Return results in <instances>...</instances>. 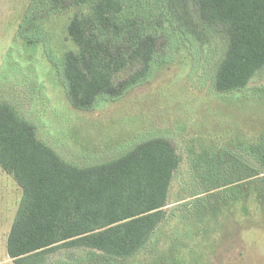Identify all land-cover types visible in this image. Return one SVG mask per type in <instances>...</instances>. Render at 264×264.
Listing matches in <instances>:
<instances>
[{"label":"trees","instance_id":"obj_1","mask_svg":"<svg viewBox=\"0 0 264 264\" xmlns=\"http://www.w3.org/2000/svg\"><path fill=\"white\" fill-rule=\"evenodd\" d=\"M62 13L68 15L67 46L55 65L79 111L147 85L181 51L210 65L222 95L245 91L264 73V0H32L26 21ZM257 92L262 98L264 86ZM188 158L192 185L178 202L192 215L251 195L264 202V140L191 149ZM179 167L177 150L164 137L105 162L73 164L0 98V168L23 192L9 256L21 259L16 264H50L49 255L63 249L85 253L64 264L161 258L155 235Z\"/></svg>","mask_w":264,"mask_h":264},{"label":"rangeland","instance_id":"obj_2","mask_svg":"<svg viewBox=\"0 0 264 264\" xmlns=\"http://www.w3.org/2000/svg\"><path fill=\"white\" fill-rule=\"evenodd\" d=\"M31 1L0 0V98L36 127L39 139L79 166L108 161L154 137L171 141L179 155L166 220L155 235L161 258L141 255L122 264H264V202L257 196L195 215L178 202L192 185L191 149L264 140V95H256L264 73L245 91L222 95L213 87L210 65L181 51L171 54L147 85L79 111L67 99L59 69L68 15L26 21ZM33 37L39 41L28 44ZM22 199L20 187L0 168V264L21 260L9 256L7 239ZM81 255L63 249L48 261L64 264Z\"/></svg>","mask_w":264,"mask_h":264}]
</instances>
